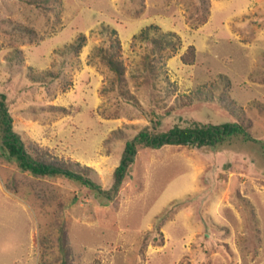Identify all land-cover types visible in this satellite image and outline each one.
I'll list each match as a JSON object with an SVG mask.
<instances>
[{"label": "rangeland", "instance_id": "1", "mask_svg": "<svg viewBox=\"0 0 264 264\" xmlns=\"http://www.w3.org/2000/svg\"><path fill=\"white\" fill-rule=\"evenodd\" d=\"M0 102L103 190L21 170L0 127V264H264V0H0ZM196 123L248 134L139 146L115 190L127 141Z\"/></svg>", "mask_w": 264, "mask_h": 264}, {"label": "trees", "instance_id": "2", "mask_svg": "<svg viewBox=\"0 0 264 264\" xmlns=\"http://www.w3.org/2000/svg\"><path fill=\"white\" fill-rule=\"evenodd\" d=\"M85 35L78 37V43L74 47L76 52L85 45ZM194 49L190 55L185 54L182 59L185 64L194 63ZM111 64L116 67L113 62ZM12 118L6 110L4 104L0 102V127L3 131V149L8 158L13 159L23 171L30 172L39 177H64L82 185L92 186L101 193L103 190L89 177L88 167L80 168L78 163L64 162L58 159H48L45 152L43 157L36 158L26 150L21 138L12 129ZM246 132L243 126L238 124H224L215 126L212 124H194L189 127L174 126L167 132L159 133L145 127L137 136L126 142L124 155L121 163L116 168L114 177V188L117 190L124 180L129 165L134 161L138 147L161 148L165 145H184L188 147L213 146L218 144L225 136ZM247 133V132H246ZM248 134V133H247ZM246 134V135H247Z\"/></svg>", "mask_w": 264, "mask_h": 264}]
</instances>
